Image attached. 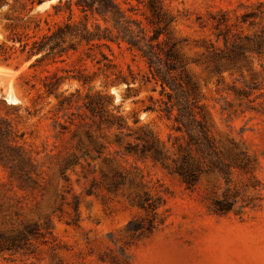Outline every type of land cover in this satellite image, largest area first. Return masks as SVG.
<instances>
[{
	"label": "rangeland",
	"instance_id": "374dc122",
	"mask_svg": "<svg viewBox=\"0 0 264 264\" xmlns=\"http://www.w3.org/2000/svg\"><path fill=\"white\" fill-rule=\"evenodd\" d=\"M34 1L0 7V264H264V50L245 39L264 29V0L162 1L173 75L216 152L209 161L192 151L201 161L192 186L175 172L188 138L174 129L176 109L164 111L170 91L140 54L111 44L88 58L80 47L32 67L36 57L10 38L31 41L67 18L53 9L59 0ZM116 1L142 18L135 0ZM53 74L64 78L58 97L44 88ZM119 75L135 79L132 90L113 83ZM147 131L162 162L125 153ZM227 177L235 210L249 205L215 214ZM144 194L156 206L155 228L138 236L127 224L147 218Z\"/></svg>",
	"mask_w": 264,
	"mask_h": 264
},
{
	"label": "trees",
	"instance_id": "16d2710c",
	"mask_svg": "<svg viewBox=\"0 0 264 264\" xmlns=\"http://www.w3.org/2000/svg\"><path fill=\"white\" fill-rule=\"evenodd\" d=\"M30 1L31 5L35 2ZM41 0H37L40 2ZM144 10L141 17H136L137 8L127 2L126 9L116 0H59L53 6L56 13L65 12L67 18L64 22L55 25L52 29H48L46 33L29 41H23L19 38H10L12 43L18 42L21 51L26 53L27 59L36 57L32 67L41 64L45 60L56 62V58H60L69 52H77L80 47H85L83 53L86 57H90L93 48H106L111 51V44L120 47L125 45L126 49L137 52L145 60L152 78L160 83L162 90L168 88L170 92H166L168 103L164 111L169 117L173 107L176 114L173 118L174 129L184 132L187 135L188 142L186 148H181V157L175 172L187 183L188 186L194 185L196 176L201 166L192 151L200 156L201 160L212 161L216 154L212 141L210 140L204 123L197 118L194 111V102L190 98V90L176 79L173 73L178 69L173 66L176 62L175 44L170 43L168 38L161 39L167 35L169 22L165 21L163 13V0H135ZM6 0H0V7L6 4ZM74 6V7H73ZM75 11L79 14L78 20H73ZM99 20L103 23L100 24ZM220 36V34H218ZM224 45L227 44V37H224ZM253 44V51L260 53L264 50V29L253 39L245 38ZM236 52L228 60L234 59L239 53L245 50V44H236L234 46ZM7 48L0 44V57H5ZM103 60H108L107 56L102 53ZM100 63L99 60L96 61ZM46 78H49L46 76ZM52 82L45 84L44 88L47 95L58 97L57 90L64 78L57 77L55 74L51 77ZM74 78L82 85H89L92 81V75L80 74ZM264 79V76H263ZM135 79L129 80L124 76H117L113 83H124L126 91L133 88L131 84ZM93 111V108H89ZM118 129L123 128L121 119L117 122ZM148 134L151 136L148 137ZM140 137L142 146H132L127 143L125 153L134 155L140 159L151 158L153 161H161L163 159L162 149L158 146V139L150 132H144ZM195 148L194 150L192 148ZM226 189L221 199H216L212 203L211 210L215 214H226L231 211L241 213L242 209L249 204H239L238 210L235 207L239 203L238 194L235 189L229 186V178H225ZM140 208L146 212V219L130 221L127 229L130 232L138 234V236H146L152 233L155 228V209L156 206L150 202V199L144 194L138 200Z\"/></svg>",
	"mask_w": 264,
	"mask_h": 264
},
{
	"label": "water",
	"instance_id": "95a60500",
	"mask_svg": "<svg viewBox=\"0 0 264 264\" xmlns=\"http://www.w3.org/2000/svg\"><path fill=\"white\" fill-rule=\"evenodd\" d=\"M113 92H114V91H113V90H111V94H113Z\"/></svg>",
	"mask_w": 264,
	"mask_h": 264
}]
</instances>
